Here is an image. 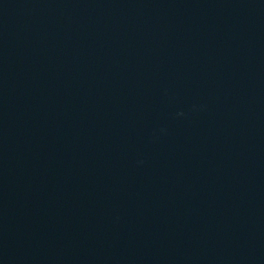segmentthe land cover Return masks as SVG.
<instances>
[{"label": "water", "instance_id": "obj_1", "mask_svg": "<svg viewBox=\"0 0 264 264\" xmlns=\"http://www.w3.org/2000/svg\"><path fill=\"white\" fill-rule=\"evenodd\" d=\"M0 264H264V0H0Z\"/></svg>", "mask_w": 264, "mask_h": 264}]
</instances>
